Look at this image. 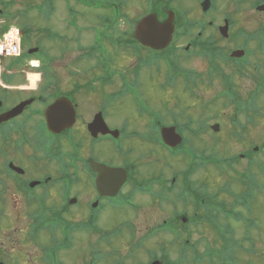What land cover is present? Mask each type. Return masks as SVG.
Instances as JSON below:
<instances>
[{"label": "flooded vegetation", "instance_id": "af4514ba", "mask_svg": "<svg viewBox=\"0 0 264 264\" xmlns=\"http://www.w3.org/2000/svg\"><path fill=\"white\" fill-rule=\"evenodd\" d=\"M148 1V12L131 18L112 0L88 7L72 0L75 6L61 13L58 28L39 47L36 84L23 73L17 80L20 73L0 72V116L25 102L20 113L0 121V197L10 191L29 208L32 239L40 231L51 234L53 242L41 247L38 264H64L61 255L76 251V230L97 234L104 248L90 241L83 264H110L115 256L113 264H141L139 242L133 243L132 257L121 248L110 252L112 239L103 234L109 230L100 223L123 222L127 212L146 205L165 213L161 232L181 238L192 234L187 222L217 228L220 221L253 222L247 213L264 202V119L258 103L261 98L264 103V57H256L264 53V23L240 26L237 7L250 0ZM263 3L254 0L251 8L264 14L257 9ZM152 14L171 34L162 49L145 45L136 34L138 22ZM170 18L173 25L165 24ZM238 51L243 54L235 55ZM238 78L252 81L246 100ZM178 82L194 95L213 94L205 102L198 97L200 118L181 120L172 109L159 113L154 88ZM207 103L232 105L237 113L208 116ZM164 128H174L181 142L167 144ZM213 172L217 181L210 187ZM223 177L226 182L218 183ZM234 233L214 231L221 240ZM190 242L187 249L182 243L178 260L170 261L164 249L148 264H189L186 258L196 250ZM4 250L0 247V264H15Z\"/></svg>", "mask_w": 264, "mask_h": 264}, {"label": "rangeland", "instance_id": "374dc122", "mask_svg": "<svg viewBox=\"0 0 264 264\" xmlns=\"http://www.w3.org/2000/svg\"><path fill=\"white\" fill-rule=\"evenodd\" d=\"M72 0H0V28L9 25H16L24 32L22 40V49L31 50L33 48H39L41 44H44L45 37L51 33L50 29H57L60 24V15L63 11L66 12L69 6H75ZM108 0H80L79 6H100ZM116 6H122L124 11L131 18L144 16L151 8L148 0H112ZM227 0H220L221 3H225ZM254 0H250L248 3H242L237 7L238 22L240 26L248 29L258 27L261 23H264V14L255 11L251 8ZM70 2V3H69ZM77 5V4H76ZM6 27V28H7ZM48 42V41H47ZM51 51L54 54L56 47L54 43H51ZM40 52L38 56H40ZM256 57H264V53L258 52ZM32 59H38L33 57ZM15 59L7 58L0 60V72L2 70L10 69V76L16 77L17 80L22 79V75H26L27 78L30 72L39 74L40 69L36 70L27 66L26 64L17 66L12 61ZM10 64V66H9ZM13 66V67H12ZM194 66V65H193ZM28 71V73H27ZM15 74V75H14ZM30 80H28V83ZM238 91L240 97L246 100L249 97L250 92L253 89L252 81L249 79L238 78ZM181 83H175L173 86L164 88L161 84L156 85L154 91L151 94V98L154 99L159 107V113L172 109L175 113L180 114L181 120H187L188 118H200V101L205 102L212 97V93L208 92L206 96L196 94L182 88ZM199 97V98H198ZM208 102V101H207ZM262 107L264 119V103L263 98L258 101ZM207 106L212 109L207 111L209 115H219V119L228 118L230 115L234 116L237 109L234 106L229 105H215L213 107ZM228 115V117H227ZM239 118L242 115L239 114ZM264 129L263 126H260ZM219 150V149H218ZM234 150V149H233ZM230 152L223 155H229ZM215 174V177H214ZM213 179L209 181L210 187L215 181H217V173H212ZM226 182L225 177L218 183L224 184ZM217 183V184H218ZM218 184V185H222ZM3 202L0 203V247L5 248V256L16 261L15 264H38L39 254L41 247L47 246L52 243L51 234L48 232L40 231L38 237L32 239L29 231L31 228V221L27 218L29 214V208L22 200L17 201L10 191L5 192L3 197H0ZM147 206V207H146ZM140 212H127L126 218L123 222L120 219L104 220L100 223V226L108 232H104V235H109L112 239L111 250L116 251L121 248L122 252L127 255V258L132 257V253L136 246L133 243L143 241V245L139 248V261L141 264H148V260L152 259L154 254L156 256L164 254L170 261L178 260L180 254V247L186 240H190L196 244V251L198 254V260L193 257H187L186 260L189 264H264V202L260 201L254 206L251 214L255 217L253 222H224L220 221L216 225L209 223L205 224H192L185 223L191 231V236L182 234L181 238H173L172 235L164 234L156 228L161 225L162 217L165 213L158 210L156 206L146 205ZM149 206V208H148ZM121 218V219H122ZM235 231L231 238V245L228 246L227 253L231 252L232 258L227 260L214 261L205 259L199 261V256L204 255L208 248L219 249L225 247L223 240L219 236L214 234V231ZM152 231H156L152 234ZM76 245L73 249L76 251L64 252L61 255L64 264H83L86 259L90 258V243L95 242L96 247H100L104 250L103 245L97 244V234L94 237L86 235L80 230H76ZM152 234V235H151ZM10 238V242L4 240L3 237ZM176 242H175V241ZM1 242L3 244H1ZM172 242H175L173 244ZM177 243V244H176ZM233 244V245H232ZM76 247V248H75ZM8 248V249H7ZM187 249L186 247H183ZM104 252V251H103ZM130 253V254H129ZM192 256L193 252H189ZM34 260L32 263L29 259ZM118 257H111L117 259ZM133 258H135L133 256ZM195 259V260H194ZM29 260V261H28ZM131 261V260H128ZM195 261V262H194ZM110 264H113V263ZM133 262L127 263L132 264ZM182 264V263H181Z\"/></svg>", "mask_w": 264, "mask_h": 264}, {"label": "water", "instance_id": "95a60500", "mask_svg": "<svg viewBox=\"0 0 264 264\" xmlns=\"http://www.w3.org/2000/svg\"><path fill=\"white\" fill-rule=\"evenodd\" d=\"M258 10L264 11V4L258 6ZM163 24V23H162ZM165 24L173 25V20L170 18ZM166 26V25H165ZM160 24L157 20L156 14L149 15L144 17L141 21L138 22L136 27V34L138 39L153 48L162 49L166 47L170 43L171 34L168 36L166 34L169 29ZM38 51V48L30 50V53ZM243 51H238L235 55H242ZM24 103H21L17 107L13 108L11 111L7 112L6 114L0 117V121L3 119H9L21 112L23 109ZM53 108V107H52ZM50 127L53 130L58 129L57 125L50 124ZM163 136L169 145L175 146L181 142V137L175 132L174 128H164L163 129ZM178 138V139H177ZM115 170H109L110 174H113ZM159 261H155L152 264H159Z\"/></svg>", "mask_w": 264, "mask_h": 264}, {"label": "built area", "instance_id": "2783aa9c", "mask_svg": "<svg viewBox=\"0 0 264 264\" xmlns=\"http://www.w3.org/2000/svg\"><path fill=\"white\" fill-rule=\"evenodd\" d=\"M0 52L5 55H18L20 53V32L17 28L13 27L2 35Z\"/></svg>", "mask_w": 264, "mask_h": 264}, {"label": "trees", "instance_id": "16d2710c", "mask_svg": "<svg viewBox=\"0 0 264 264\" xmlns=\"http://www.w3.org/2000/svg\"><path fill=\"white\" fill-rule=\"evenodd\" d=\"M7 26H4L3 28H1V30L3 31V29H5ZM2 34V33H1ZM18 65V64H17ZM13 67V66H12ZM222 231V230H221ZM229 247H224L221 251H218V252H212L211 250H210V248H208V250H207V253H206V255L208 256V258H209V260L210 261H214L215 259V257L216 256H218L222 261H224V260H227L228 258H232V255H231V252L229 253H227V249H228ZM196 251V250H195ZM217 253V254H216ZM195 256H197L198 257V254H197V252H196V254H195Z\"/></svg>", "mask_w": 264, "mask_h": 264}, {"label": "bare ground", "instance_id": "6f19581e", "mask_svg": "<svg viewBox=\"0 0 264 264\" xmlns=\"http://www.w3.org/2000/svg\"><path fill=\"white\" fill-rule=\"evenodd\" d=\"M4 37H5V35H4ZM38 78H39V74H36V73H31L30 74V80H31V85L32 86H34L36 84Z\"/></svg>", "mask_w": 264, "mask_h": 264}]
</instances>
